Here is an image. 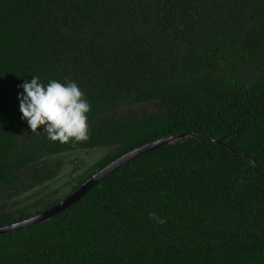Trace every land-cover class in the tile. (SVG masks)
<instances>
[{"label": "trees", "instance_id": "trees-1", "mask_svg": "<svg viewBox=\"0 0 264 264\" xmlns=\"http://www.w3.org/2000/svg\"><path fill=\"white\" fill-rule=\"evenodd\" d=\"M33 76L81 88L87 142L31 132L18 97ZM127 102L158 110L126 116ZM181 133L196 137L0 236V264H264V0H0V193L12 190L10 201L54 181L64 164L54 157L112 150L64 198L0 209V225L54 207L123 155Z\"/></svg>", "mask_w": 264, "mask_h": 264}, {"label": "clouds", "instance_id": "clouds-1", "mask_svg": "<svg viewBox=\"0 0 264 264\" xmlns=\"http://www.w3.org/2000/svg\"><path fill=\"white\" fill-rule=\"evenodd\" d=\"M20 87L23 94L18 97L19 110L33 134H38V129L43 127L49 140L63 145L85 143L91 138L88 119L91 105L75 82L50 80L45 85L33 76ZM149 219L166 223V219L155 213H149Z\"/></svg>", "mask_w": 264, "mask_h": 264}, {"label": "rangeland", "instance_id": "rangeland-1", "mask_svg": "<svg viewBox=\"0 0 264 264\" xmlns=\"http://www.w3.org/2000/svg\"><path fill=\"white\" fill-rule=\"evenodd\" d=\"M157 110L158 108H156L155 105L147 104L138 106L127 102L123 106L122 113L126 116L136 117L138 116L139 112L140 114L146 113L148 114V116H150L155 115ZM111 152V149H92L87 151H76L74 153L60 155L50 159L49 163L51 165H54L57 162V159L63 161L64 163L58 177L51 183L47 184L48 186L45 185L44 187H41L39 189L37 188L39 191H41V194H37L38 190L35 189L29 192L22 193V195L16 196L12 198V200L8 201L7 199L14 195L13 191L10 189L3 190V192L0 193V209H5L6 211H8L19 207H28V205L35 203L36 201H40L41 199H45L46 201L50 200L47 197L50 195H52L51 199L53 200L56 197H63L64 195L68 194V192H70V189L68 188L72 187L75 182H78L79 178L87 175V173L93 169V166H95L99 160H101ZM62 193H64V195H62ZM14 203H16L17 205L16 207L14 206V208H12ZM42 206L43 203L39 204L38 207ZM35 209L37 208L32 205L28 212L32 213Z\"/></svg>", "mask_w": 264, "mask_h": 264}, {"label": "water", "instance_id": "water-1", "mask_svg": "<svg viewBox=\"0 0 264 264\" xmlns=\"http://www.w3.org/2000/svg\"><path fill=\"white\" fill-rule=\"evenodd\" d=\"M188 137L196 136L194 133L176 134L161 139H156L154 141H151L150 143L136 148L135 150L130 151L129 153L123 155L122 157L105 167L104 169L98 171L95 175H93L90 179L83 183L79 189L72 192L68 197L60 201L54 207L38 215L26 218L24 220L0 225V236L16 233L29 229L31 227H35L54 218L57 214L66 211L69 207H71L73 204L82 199L93 187L98 185L101 181L110 176L114 171L120 169L122 166L128 164L129 162L135 160L136 158L142 155H145L150 151L173 145L181 139Z\"/></svg>", "mask_w": 264, "mask_h": 264}]
</instances>
